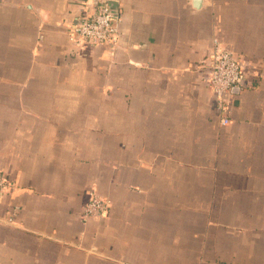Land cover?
<instances>
[{"label":"crops","instance_id":"0c3cea01","mask_svg":"<svg viewBox=\"0 0 264 264\" xmlns=\"http://www.w3.org/2000/svg\"><path fill=\"white\" fill-rule=\"evenodd\" d=\"M111 2L116 45L71 39L90 0H0V264H264V0Z\"/></svg>","mask_w":264,"mask_h":264},{"label":"built area","instance_id":"2783aa9c","mask_svg":"<svg viewBox=\"0 0 264 264\" xmlns=\"http://www.w3.org/2000/svg\"><path fill=\"white\" fill-rule=\"evenodd\" d=\"M93 10L72 26L71 39L84 43H111L116 45L119 36L121 16L111 0H90ZM209 84L212 87L221 123H228L229 100L231 89L244 83L245 75L241 62L231 52L219 47L217 43L208 57ZM9 181L0 175V200L9 188ZM108 199L92 193L83 215H101L106 212Z\"/></svg>","mask_w":264,"mask_h":264}]
</instances>
